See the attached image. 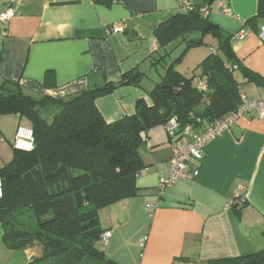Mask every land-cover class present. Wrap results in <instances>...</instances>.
<instances>
[{
    "label": "crops",
    "instance_id": "obj_1",
    "mask_svg": "<svg viewBox=\"0 0 264 264\" xmlns=\"http://www.w3.org/2000/svg\"><path fill=\"white\" fill-rule=\"evenodd\" d=\"M183 1L0 0V15L8 8L17 12L6 23L0 20V88L12 81L36 98H68L118 83L123 74L140 68L146 74L141 87L121 86L96 100L107 122L134 114L139 100L151 104L150 91L165 73L151 59L160 52L155 30L179 12ZM259 4L213 0L208 6L209 18L234 34L231 44L239 63L263 81L248 80L238 67L233 71L242 96L254 101H264V44L259 39L264 15L259 16ZM117 23L122 30L112 29ZM205 42L177 65L181 74L200 73V63L218 47L210 35ZM20 125L32 127L18 114L0 115V168L13 157ZM146 135L138 194L99 210L103 231L112 232L103 248L106 259L86 256L78 264H174L179 258L208 264L264 248V121L239 118L208 144L199 177L180 180L166 191H160L159 180L171 173V146L161 130L152 128ZM3 232L0 224V245ZM36 248H7L0 262L26 263L41 255Z\"/></svg>",
    "mask_w": 264,
    "mask_h": 264
},
{
    "label": "trees",
    "instance_id": "obj_2",
    "mask_svg": "<svg viewBox=\"0 0 264 264\" xmlns=\"http://www.w3.org/2000/svg\"><path fill=\"white\" fill-rule=\"evenodd\" d=\"M110 4L112 0H94ZM190 4L155 30L159 56L153 65L165 69L150 91L151 104L137 102L134 114L107 122L96 105L99 97L125 85L142 86L140 68L123 74L118 83L97 86L68 98L26 93L18 82L4 81L0 88V115L18 114L31 122L34 149L14 147L12 159L0 168V224L3 243L11 250L40 245L41 255L23 264H78L86 256L106 259L99 210L138 194L137 178L145 168L140 153L150 129L177 117L182 126L197 130L236 110L243 101L233 73L263 84L261 77L237 59L229 34L208 16L209 4ZM264 15L260 0L259 16ZM217 40L198 66L199 74L186 77L177 70L186 54ZM183 49L175 58L177 48ZM170 58V59H169ZM197 79H205L206 88ZM203 105V107H202ZM53 111L51 120L46 117ZM235 202L232 208L239 213ZM0 264H2L0 262ZM174 264H199L187 258ZM208 264H264V248Z\"/></svg>",
    "mask_w": 264,
    "mask_h": 264
},
{
    "label": "built area",
    "instance_id": "obj_3",
    "mask_svg": "<svg viewBox=\"0 0 264 264\" xmlns=\"http://www.w3.org/2000/svg\"><path fill=\"white\" fill-rule=\"evenodd\" d=\"M187 0L183 1L182 9H190ZM17 15L16 10L8 8L1 13L0 20L2 23L8 22ZM113 30H122L120 23L112 27ZM244 37L243 33L237 34V37ZM259 39L264 44V23L259 32ZM200 87L206 88L205 79H197ZM241 117L254 118L258 117L264 121V101H254L243 97L239 107L225 115L224 117L214 120L207 124L202 130L193 128L192 125L182 126L177 117L171 118L165 126L169 144L172 149L171 173L168 176H161L159 180L160 191H166L180 180H195L201 173L202 163L208 144L229 131L237 120ZM34 130L32 127L20 125L17 129L14 147L30 152L34 149ZM2 195V180L0 177V196ZM242 201L244 198L242 197ZM111 231H105L102 234V243L104 246L111 237ZM146 239L140 241V245H145Z\"/></svg>",
    "mask_w": 264,
    "mask_h": 264
},
{
    "label": "rangeland",
    "instance_id": "obj_4",
    "mask_svg": "<svg viewBox=\"0 0 264 264\" xmlns=\"http://www.w3.org/2000/svg\"><path fill=\"white\" fill-rule=\"evenodd\" d=\"M183 49V46L181 48H179L178 50H175V55L178 54V52H180L181 50ZM152 74H154V72L152 71ZM203 107V105H202ZM54 112L53 111H50L47 113L46 117H48L49 120H51L52 116H53ZM151 130V129H150ZM153 130H161L162 134L164 133V137L165 139L167 140L168 139V133H167V130L166 128L164 127V125H160V126H156L153 128ZM168 142H169V139H168ZM34 246H37L36 248V251L38 249L37 252H39L41 250L40 248V245L39 244H36ZM4 250H8L4 245H0V255H2V253L4 252ZM4 255V254H3ZM3 257V256H2Z\"/></svg>",
    "mask_w": 264,
    "mask_h": 264
}]
</instances>
